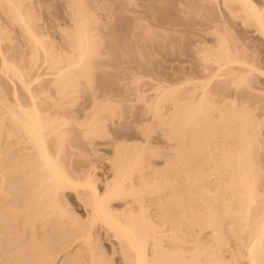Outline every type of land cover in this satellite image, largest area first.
<instances>
[{"label": "rangeland", "instance_id": "obj_1", "mask_svg": "<svg viewBox=\"0 0 264 264\" xmlns=\"http://www.w3.org/2000/svg\"><path fill=\"white\" fill-rule=\"evenodd\" d=\"M253 1L257 3V6L259 7L261 6L260 9H263L264 0H253ZM19 2L21 6V11L24 12V15L26 13L29 16L28 19L31 20L29 21L31 22V26L30 24L29 26L33 28L32 29V31H34L33 34L36 35V38H38V41H40L41 46L40 44H38L39 47H37V45L36 47L32 46L33 44H31L32 42L29 40L30 38H28V36L25 35L17 25L12 24L9 21L10 19L8 18L9 19L8 20L7 16H5L3 11L0 9V66H1V59L3 58L2 62L4 59H6L9 62V64L12 62L13 64L11 65H15L16 67L18 65L20 70L24 72H28L29 74L26 73V75L28 76V81L26 79L25 80L28 83L30 80H32L29 83L30 91H32V94L35 95V97H37L36 99L40 103L39 104L40 109L42 108L41 110L44 111V113L48 112L51 116L58 118V120L61 123L66 120L68 121L67 122L68 124L65 122L64 126H66L67 128L66 133L68 132V130L70 131V133L68 132L67 135H65L66 137H64L63 141L66 147H64L65 150L62 149L64 154H62L63 152L61 150L62 152L61 156L65 155L64 158L66 159V162L64 159L63 163H65L66 167L63 165L65 168L64 170L65 171L67 170L68 173L69 170H71L69 176L71 175L72 172V177H71L72 179L75 178L76 180H78L79 178L80 182H81V178L89 179V181L91 179V182L93 181V183L91 184H94L96 190L98 191V194L99 192L103 193L104 190L106 189L105 188L106 183L109 182L108 183L109 185L110 182L113 181V176L115 177L114 174L115 171H113L114 165L112 164L115 163L117 164V162H115L117 161V155H118L117 153L119 152L121 158L119 157V155L118 157L119 159H122V162H124L126 159L128 160L129 157L125 158L127 155H130L131 157L132 156L137 157V155L140 154V156L138 157L140 158L144 156L143 158H141L144 161L141 160L143 162L142 168L139 167L140 171H137L141 174L139 175L137 174V177L140 175L141 176L139 179H137L136 177H134L136 176L135 173L134 176L132 177L134 178L132 179L133 180L132 184H134L133 185L134 187L135 182H138V180L140 181V179L142 178L141 180L142 182L140 181L141 185L145 183L144 185L148 187L149 184L155 181L158 178V176L161 173H163V172L160 173L158 171L163 170L165 167L169 168L168 167L169 164L166 163V161H169L173 158L170 157V154L173 151L172 147H174L175 140L170 141L166 137V131H167L166 128H168L167 131V136H168L170 126L167 123H166L167 127H165L164 123H163L164 126L161 124H160L161 126L157 125L159 124L157 123L158 119L160 120V123H162L161 118H164V122H165V119L168 117V114L172 111L170 103H168L167 101L166 102L163 101L162 104L160 103V100L162 98L161 94L163 95L166 94L168 97L172 86H175V84L176 85L180 84L181 86L183 84V86L187 88L186 89L184 87L183 89L182 87H180L181 90L182 89L187 90L185 92H183L182 90L183 95H185V93L187 92V96L193 99L192 101L197 100L203 91L201 90L202 88H200L202 81L203 80L205 81V79H207L208 76H210V74L213 73L216 68L215 64L212 63V59L216 55H218V52H221V50L224 49H228L229 52L232 54L235 53V55L238 56L240 59H242L244 62H246V64H251V65L254 64L255 66L257 64L259 66V67L257 66V68L260 69L258 70L255 67L254 70L252 68L253 71H251L247 75L249 79L248 80L249 82H247L248 83L247 86L244 85L241 87L240 86L236 87L234 83L232 84L234 78L228 75L227 77L221 76L220 78L218 77L216 79H213V81L211 80L210 82L211 84L208 86L209 88L207 91L210 92V96L213 99V105H218L220 108L224 109L223 107L228 106L229 108L230 104L234 102L235 107L237 106L236 107L237 110L239 111L249 110L244 112L247 113L251 112L250 116L253 115L257 119V121H259L256 122L257 124H259V127L256 126L258 128L257 130H254L256 132L254 135L257 136V140L259 144L257 143L255 147L257 151L253 155L256 154L254 157H258V159H260L259 161L260 165L261 167L264 168V36L259 31L256 30V27L254 25H252L250 22L247 23V19H244L245 14L241 10H238L239 6L236 3L235 4L231 2L224 3L223 0H82L81 2L83 6L84 4L86 5V8L84 7L85 11L82 12V14L86 12L85 13L86 15L90 13L89 15L91 16V20L90 18L87 19L91 23L89 28L90 30H88L90 33L85 31V35L89 36L88 38L89 40L91 38V42H90L91 46L94 45L93 43L95 42L94 45L95 49L94 47L92 48L93 51L96 50V53L93 52V54L94 55L96 54V56L93 55L94 56L93 58L90 57L88 59L90 61H86L87 64L89 63L88 66H90V68L88 67L89 69L87 68L88 73L85 71L88 74V77L86 76L82 78L80 77V79L76 83V86L74 87V90L71 88H67V90L69 89L72 92L74 91L73 98L71 96L73 102L71 101L72 103L68 104L66 99L64 100L63 98H61L60 93H58L57 90L59 88L55 86L56 85L55 82H53L54 83L53 84L52 81L55 79L56 76H58L61 73L62 74L64 73L63 70L66 67L67 59L68 60L71 59L70 58L71 53L75 52L74 51L75 48L74 47H73L74 49L72 48L73 46L72 42H71L72 46L70 45L71 40L69 41V38L72 37L73 35L72 33H70L72 29L76 31V29H74L75 28L74 23H76L75 17L77 15L74 14L76 10V9L74 10V8L75 7L77 8V6L79 5L81 7V2H78L79 5L77 4V6H74V8H73V2H75L74 4L76 5L77 3L76 0H19ZM87 10L89 11V13L87 12ZM71 11H73L74 13ZM77 13L81 14L80 12ZM263 14H264V9H263ZM82 19L83 22L86 21V18L84 19L83 16ZM85 24H89V22L87 23L86 21ZM75 31L72 32L75 33ZM76 52H78L77 49ZM76 52L75 55L77 54ZM37 53L38 56L37 55L36 56L38 60L36 59L37 63L34 64L36 65L34 67V65H31L29 63L31 62V60L33 63H35L33 60L36 58L35 54ZM45 53L49 57V59L52 58H54V60L60 59L59 62H61V64L58 63V65H60V71L57 72L56 70L49 68L50 65L48 66V64H46L49 62L48 61L49 59H47V56L45 57ZM75 55L73 54L72 58H74ZM46 59L47 62L44 63ZM57 62L58 61H56V63ZM68 62L70 63V61ZM29 66H33V68L29 69ZM241 67L244 68L243 66ZM245 67L247 68V66ZM57 68H59V66ZM67 69L68 71L70 70L69 66H67ZM244 70L246 71L245 68ZM0 71L2 70L0 69ZM241 71H243V69ZM2 73L0 72V102L2 103L4 102L6 106L3 104L0 105L4 106L5 109L10 108L9 106H13L14 108V105L16 104V102L14 103L16 99V98L14 99V97L18 92L17 98H20L19 102H21L22 96L24 94V91H22L23 88L19 86L17 80L10 78L9 76L7 77L8 73L5 74L6 77ZM86 73L84 74L87 75ZM23 75L25 76V74ZM37 78L38 80H36ZM185 82L186 84H184ZM20 87L22 88V90ZM193 87H196L197 90L191 92L192 91L191 89ZM15 88L17 89L16 93H14L16 91ZM188 89H190V91H188ZM25 95L26 96L23 97L24 99H22L23 103L25 100L29 99L28 95L27 94ZM159 95H161L159 98L160 100L157 99L156 102L157 104L160 103V106L158 107L157 104H155L154 106L157 105L156 108L159 109L161 108V111H159L161 114L158 112L155 117V113L153 114L154 111L152 110L153 108L151 109L149 108L151 107V104L155 101L156 97L157 96L159 97ZM4 108L3 107L0 108V117L2 120L4 118L7 119L6 114H3ZM103 108L109 110L105 124L103 126V128H105L104 129L105 133L104 130L102 129L103 132L101 135L100 134L99 136L98 134L94 135L96 137L93 138L91 136L90 137L92 138L91 140H89L90 135L89 136L87 135L88 139L87 138L83 139L82 134L84 132L82 133V131L87 129L86 128L87 126H85V124L89 123L88 121H90L92 118L95 117L94 114L97 111L102 110ZM156 108L154 107V109ZM158 114H160V116ZM254 117H252L253 121H254ZM8 121L5 120L4 122L6 125L8 124L9 126L10 122L8 123ZM71 127L74 128L75 130L72 129ZM62 128L64 129L65 127ZM1 136L2 138L0 142L2 143L0 144V146L2 147L0 148L2 149L5 148V149L4 151L1 152V154L2 153L3 154L2 156L0 154V158L1 157L5 158L3 160L1 159L2 161H5L7 158L8 159L6 161L8 160L10 161V162L8 161L9 164L8 168H7L8 164H3L6 166V168H4L6 169L5 171L9 172L14 170V165L16 163L14 161H16L15 160L16 157L17 159H19L18 157H21L22 161H23L22 159L23 157H25V160L30 157L27 155L29 150L26 149L25 147H21V146L18 147L19 146L18 142H16V139L19 137L18 134H15L13 137H10L12 141L11 140L8 141V138L6 139L7 136L5 137V135L4 136L1 135ZM170 136L171 135H169V137ZM120 146H123L122 149L124 148L123 149L124 151L122 152L119 151L121 149ZM8 149L10 152L8 154H11L9 156H12V159L9 156L6 157L3 156L4 152H6ZM51 149L52 151H55L56 148L53 149L51 147L50 150ZM117 149H119L118 152L116 151ZM52 151L51 153H53ZM145 156H146V161L144 159ZM171 156L173 155L171 154ZM60 158L61 157H59V159ZM168 158L169 160H167ZM166 164L168 165L165 166ZM3 171L4 170H2V173L4 174L5 171L4 172ZM163 171L165 172V170ZM168 171H171V169L170 170L168 169ZM168 171L165 172L166 175L164 174L166 177L168 176V174L173 172L172 171L169 173ZM155 172L160 174L159 175L157 174L158 175L157 176ZM154 173L156 176L154 175ZM174 173L175 172H173L172 175L170 174L171 178L168 179L169 181H172L171 180L173 179L172 176L173 177L175 176L173 175ZM146 174H151L152 177L155 176L157 178L155 180L149 181L151 180L150 178L151 176L148 175V177L149 176L150 177L149 179H147L148 177ZM144 175H146V178L144 177ZM162 175L163 174L160 175L161 181L163 179L162 177H164V175L163 176ZM181 177L183 178V175H180V180ZM75 179L74 181H76ZM176 179L179 180V178L177 177ZM178 180L170 182L171 184L167 181L165 183V186H167V183H169L171 185V188L173 189L175 188L177 189L179 186L182 189L183 187L182 182L184 178L181 182ZM87 181L88 180H86V182ZM146 182L148 183L151 182V183L147 184ZM173 182L174 185L176 182L182 184L178 183L179 184L178 185L176 183L177 186H174L175 187L174 188L172 187ZM139 183L137 184L140 186ZM184 184H186V181ZM152 185H156V184L152 183ZM168 186L166 189H164L165 193L162 190L164 194L161 191H160L161 193L159 192L160 193L159 195L157 194L158 192L156 194H153L147 190L149 192L148 193L147 191H145L146 189L144 188L145 189L144 191L143 189L140 190L141 193L143 191V194L141 193L139 194L140 196L141 195L143 196H141L140 198L138 195V198L141 199L139 201L136 199L137 197H135V199L131 198L133 201L132 202L129 200L131 197L129 196V199L128 197H126L127 198L126 201L125 199L123 200L115 199L114 201L111 200L112 202L110 201L111 204L109 205H111V208L116 210V213H121V214H124L123 212L126 211L125 209L127 208L129 212H130L129 208H132L133 210L134 209L138 210L139 208V212H141V214L146 211V214L144 213L148 217V218L146 217V219H149L148 221L150 222L152 221V223L149 222L150 224L156 223L154 225L155 227L153 226V228L155 229L154 230L155 235L157 236L158 239H160L158 235L161 236L160 239L162 240V242H160L161 248L163 249L164 247H166V249L164 248V250L167 252L168 249L172 250V248H174L173 250H175L176 246H182V247L184 246V249L186 247V251H187V249L189 248L192 249L198 243L197 247L200 245L202 248L204 247V249L210 247V249L208 248L206 250L207 251L211 250V252H213L211 253L210 251H208L212 254L211 255L209 253L211 256H213V254L221 255L220 258H223L224 260L227 259L226 262L229 259H232V261H230L229 263L230 264L232 262L234 263L235 262L234 257L236 256H234L233 258L232 256L233 254H235V252L238 253L239 249L237 248L239 246L237 245L239 244L237 243V240H235L234 238L228 237L230 233L228 234L225 233L228 238H225L226 236H224L226 240L224 239V243H221L222 245L220 246V244L214 241L215 240L214 238L212 239V236L208 229L200 232L197 227L195 228L191 226L192 224L187 222V224H190L188 227V225L185 224L186 222L183 223L182 220L180 221L181 218H179L178 220L176 217H174L175 219H171L172 221L173 220L178 222L180 221L182 222L180 224H185V226L187 225L186 227L184 226L179 227L176 226L177 224H179L178 222L177 224H175L176 222H173L174 226H176L177 229L178 227L181 228V230L185 228V230H187V232H189L190 234V235L189 234L186 235V232L184 233L185 230L183 229L184 231L182 230L181 234L182 235L183 233L185 234V236L184 235L183 236L186 239L184 237L182 238L185 239V242L184 240L181 239L182 235L180 234L181 244L177 243L180 242V240L179 239L176 240L174 239V237L179 238L178 234L180 233L179 232L180 229L177 230V232L175 231L176 233H178L176 235V233L174 232V229H176V227L172 228L171 226L172 224H170L172 221L168 220L171 222L170 223L168 221L166 222L168 223V225L170 224L169 226H171V229L173 230L172 231L170 229L172 232H170V230L168 232L167 229H169L170 227L169 226L167 227L166 225L167 223L163 221V220H167V218L165 217H164L165 219L163 218V214L161 215L160 212L161 209H158L160 214H156V215L155 213L158 212L152 211V209H155L156 207L154 205L156 203H154L153 201L159 198L157 201L159 202L165 195H167L169 189L171 190V188H168ZM180 187L178 189H180ZM139 188H143V187H139ZM80 189L77 191L78 192L82 191L81 193H83V191L85 190V189L82 190L83 188L81 190ZM167 189L168 191L166 192ZM87 190L88 189L85 190V193L87 192ZM77 191H71L67 189L64 190L62 194V200L65 201V203H63L64 207L66 208V210L70 208L72 210V213L75 215L74 216L72 214L74 217H71V214H69L71 212L68 210L69 211L67 215L68 218H64L63 219L64 221L61 220L60 222V224L62 223L64 224V226L65 224L69 223L70 220H72L69 219V216L74 219L76 217L77 218V220L75 219L76 222L77 221L82 222L81 224H83V226L87 225L89 223V219L91 218L89 217V213H88L90 206L89 207L85 206L84 202L86 200H84L83 195H81L82 199L80 198L81 196L77 197L78 195ZM144 192H146V194ZM161 194H163V196H161ZM156 196L157 198L155 199ZM160 197L162 198L160 199ZM12 198H14L13 194H11L10 198L7 199V203L10 202L9 199L11 200ZM153 198L155 200H153ZM128 200L130 204L127 202ZM135 200H137V202ZM141 208L144 211L142 210L140 211ZM18 209H16V211ZM133 210H131V212L135 211ZM10 211L16 212L13 209ZM10 211L7 210L6 213ZM22 211H21V215H22ZM127 212H125L126 215L128 214ZM150 212H152V216ZM135 213L138 214V212ZM135 213H133V215ZM148 214L150 216H148ZM13 215L14 213L12 212V214H10V217H8V215L7 214L5 215L4 213V217H3L0 213L1 219L6 217L10 218V220L12 219L11 220L12 224L10 223L11 221L7 218L4 220H9L10 222L7 221L8 223H5L3 222V220H0L1 223L3 222V225H1L2 229H0L1 234L4 235L5 233L10 234L8 235L10 239L7 237L5 238L6 240L4 239L5 236L2 239L0 236L2 242L5 244V246H7L6 248L4 247L6 250L8 248L10 249V247L14 244V242H17L16 239H19L20 237L19 234L24 235V237L26 236L25 239L28 240H30V236H31L30 234H34V232L31 233L33 231L30 230L32 229L31 225L28 224V226L27 225L24 226L25 225L24 223L26 222L23 223L21 222V220H19V218L21 217L20 215L16 216L17 215L16 214L15 218ZM157 215H161V217L160 216L157 217ZM11 217H13L14 219ZM161 218H163V220H161ZM20 219L22 220L24 219L23 215L22 218ZM14 220H16L15 221L16 223L20 222L19 225L17 223V227L20 226L19 227L20 229L18 231L19 233L16 234L15 232H17V230L14 232L13 227L11 229V226L14 225H15L14 227L16 228V224ZM153 220L156 222H154ZM160 220L161 222L163 221L162 223H166V224L161 225L162 223L160 222ZM158 221L160 225H157ZM79 222L78 225H80ZM4 223L8 225L6 226ZM9 223L11 226L9 225ZM21 223L24 225L21 226L22 225ZM94 224L93 225L95 227L93 225H92L93 227L91 226V233L93 232L92 234L97 240L92 235V239H93L92 244L94 247L95 245L98 246L100 244L102 250L98 252L96 251L97 250L96 248L95 251L98 254H100V256L104 254L103 256L105 257V260L107 259V261H109V263L106 262L104 264H127L126 261H124L125 263H123L124 259H121V257L123 256L120 254V251H122L121 250L122 246H120V242L114 236H112L113 235L112 231L107 230V227L106 226L104 227V225L103 224L101 225V223L100 225L96 223ZM228 224L229 223L227 221L226 225ZM4 225L6 227H4ZM5 228L6 229L8 228V230H6ZM3 229L5 230V233L3 232L4 231ZM37 232L39 234L41 233L39 235L40 237L37 236L38 237L37 240H39V238L41 239V237L43 236L42 234L44 235L49 234V233L45 234L44 232L41 231H37ZM158 232L159 234H157ZM169 233H171L172 235L174 234V236L170 235ZM18 235L19 237H17ZM165 235L172 236L170 237L171 240H168L169 237L166 238ZM186 236H188L189 238L187 239ZM32 237L33 236H31V238ZM21 238H23V236H21ZM77 238L72 239V242L71 240L68 243L66 242L67 245L64 243L66 246L63 244L64 248L61 247L62 250L57 247L59 251V253L57 252V254L55 253L57 251V249L55 248V242H51L48 244V246H45L44 250H46L48 247L50 250L47 249L46 251L49 250L48 252H51L53 255L52 256L53 260H51L52 262L50 264L53 263L61 264L62 260L63 262L66 260L65 263H67L68 259L71 258L70 255H72V253L75 254L76 253L75 251L77 249L80 250V255L79 254L78 255L81 256L82 254L81 257L82 258L84 257L83 260L87 259L85 258L86 256H83L85 254L84 252L85 251L90 252L91 250L90 251L85 250L82 252L80 248L84 249L86 243L85 244L83 243L82 238L80 237ZM172 238H173V242H172ZM7 239L9 240L10 243L13 240L12 242L13 244L12 245L10 244L11 246L9 245V243L8 244L5 243L8 242ZM33 239H31L30 242H32ZM23 240L24 238L19 240V242L23 243V245L30 243L28 242V240H25V242H23ZM37 240H35V242L33 243L35 244ZM234 240L237 243V245L234 242ZM2 242L1 244L3 245ZM19 242L15 244H18ZM20 243L18 244V247L21 245ZM1 244L0 246L3 247L4 245L2 246ZM34 244H32L33 246L32 248L35 249ZM57 244L58 243H56V246L60 247L61 245L59 244L62 243L59 242V244L58 245ZM23 245L22 247L25 246ZM28 245L27 247L25 246L27 249L30 248V247L28 248ZM16 247L17 246L15 245L13 248L18 250L17 249L18 247L17 248ZM100 247L98 248V250H100ZM4 248H1L2 250L0 249V264H7L8 262L6 261L7 260L10 261L12 259L11 257L12 252L9 250L4 251ZM177 248L180 249V247ZM177 248L175 250L176 252H178ZM86 249H90V248L88 247ZM30 250L31 249L25 251L29 252ZM213 250L215 251V253ZM95 251L93 252L96 255V257L90 254L91 258L89 257L87 261L89 262L91 260V262L88 264L95 263L94 260L96 258H99L97 256L98 254H96ZM181 251L183 253L185 250L183 251V249H181ZM186 251L183 254L186 255V253L188 252ZM5 252L6 253L10 252L11 254L10 253L9 254L11 256L9 254H8L9 256L8 255L5 256L6 254ZM32 252L33 251H31V255H34ZM69 252H71V254ZM192 252L193 250H191V253ZM191 253L188 252L187 254L189 256L184 255V258L190 257ZM2 254L4 257L2 256ZM31 255L29 254V257L25 255L26 257H28V259L30 258L29 260L30 262L33 261L32 259L33 256L31 258ZM64 255H65V260L63 259ZM86 255L89 256V254ZM6 257L8 258L11 257V259H7ZM100 260H102V256ZM237 260H236V264L238 263ZM16 261H18L16 264H19L22 260L17 259ZM25 261L21 262L20 264L22 263L24 264ZM99 264H103V261H100Z\"/></svg>", "mask_w": 264, "mask_h": 264}, {"label": "bare ground", "instance_id": "obj_2", "mask_svg": "<svg viewBox=\"0 0 264 264\" xmlns=\"http://www.w3.org/2000/svg\"><path fill=\"white\" fill-rule=\"evenodd\" d=\"M77 1L78 0H76V2ZM81 1L82 0H79L78 2ZM223 1L224 3H230V2L234 4L236 3L239 6L238 10H241L246 15V17L244 15V19H247V23L250 22L252 25H254L256 27V30L259 31L264 36V14H263L264 7L263 9H260L261 6L260 7L257 6V3L253 0H223ZM78 2L76 3V5L74 4L75 2H73V8L74 6H77ZM19 3H20L19 0H0V9L3 11L4 15L7 16V19L8 18L10 19L8 20L12 24L17 25L20 28V30L25 35H27L28 38H30L29 40L32 42V43L30 42L31 44H33L32 46L36 47L37 45V47H39L38 44H40L41 46V43L40 41H38V38H36V35L33 34L34 33V31H32L33 28L30 27L31 22H29L31 20L28 19L29 16L26 13L25 16L24 12L21 11V6ZM79 7L80 5L77 6L78 9L76 7L74 8V10L75 9L77 10V11L75 10V13L73 12L74 11L73 9H72L73 11H71L77 15L76 17L74 16L76 20V23H74L75 24L74 29H76V31L72 29V31L73 32L75 31V33H73L72 31L70 32L73 34V35L71 34L72 35V37H70L71 39L67 36L69 38V41L71 40L70 45L72 46L73 44L72 48L73 47L75 48L74 51L76 52L77 49L78 52H76L77 54L75 55V52L72 51L73 53H71V57H70L72 61L71 59L69 60L67 59L65 68L67 69V66H69L70 70L68 71L67 69L66 71L65 68L64 70L62 68L64 73L61 74L63 76L61 74L59 75L57 74L58 76H56L55 79L52 81V83L55 82L56 84L55 86L59 88L57 90L58 93H60L61 98H63L64 100L66 99L68 104H71L73 102L71 96L73 98L74 91L72 92L69 89L67 90V88H71L74 90V87L76 86V83L78 82L80 77L81 78L85 76L88 77L87 68L88 67L90 68V66H88L89 63L87 64L86 61H90L88 60L90 57L93 58L94 56H96V54L95 55L93 54V52L96 53V50L93 51L92 48L94 47L95 42L93 41L94 45L91 46L90 43L91 38L89 40L88 39L89 36L85 35V31L90 33L88 30H90L89 28L91 23L89 20H87L89 18L91 20V16L89 15L90 13L87 10V12L89 13L88 15L85 14L86 12L83 13L84 15L82 14V12L85 11L84 9L86 8V5L84 4L83 6L82 2L80 8L83 9L81 10ZM77 12H80L81 14H78ZM82 16L84 19L86 18V21L87 23L89 22V24H85L86 21L83 22ZM73 54L76 57L74 56V58H72ZM36 55L38 56V53L35 54L36 58L33 60L35 63H33L31 60L33 64L31 62L29 64L34 65L37 63L36 61L38 59ZM46 56L47 55L45 53V57ZM2 59L0 66V69L2 71L0 72L1 73L4 72L2 73L3 75L8 73L7 77L9 76L10 78L17 80L19 86L23 88L22 90V88L20 87L21 90L24 91L23 96L21 95L22 99H24L23 97L26 96L25 94L28 95L29 99L25 100L28 102L24 101L23 103L22 99L21 102H19L20 98H17L18 92L17 89L15 88L16 91L14 93L17 92V94L14 97V99L16 98L14 101V103L16 102L14 108L13 106H9L10 108H6L7 109L6 110L4 106L0 105L1 106L0 108L3 107L6 110L5 111L3 109V114H6V118L10 120L8 121L5 118L2 120L0 117V141L2 138L1 135L3 136L5 135V137L7 136L6 139L8 138V141H10L11 140L10 137H13L15 134H18L19 137L16 139V142H18L19 145L18 147L21 146L28 149L29 152L27 155L30 157L26 160L25 157H23L22 158L23 161L21 160V157H18L19 159H17L16 157L15 158L16 161H14L16 163L15 165L13 164L14 170L9 172L5 171L6 169L4 168H6V166L3 165V164H8L9 160L6 161L8 158L5 161H2L5 158L3 157L0 158V161L5 162V163L0 162L1 163L0 164V211H1L0 213L3 217H4V213L5 215L7 214L8 217H10V214H12L13 212L14 218L18 215H20L21 217L20 216L19 217L22 218L23 215L24 221L20 218L19 220H21V222L23 223L26 222L27 224L24 223L25 224L24 225L21 223L22 224L21 226L23 225L28 226L29 224L31 225L32 228L30 230H33L31 233L34 232V234H30L31 236H33L32 238L30 236V240L33 238L37 240V238L40 237L39 235L41 233L39 234L37 231L44 232L45 234L49 233L48 235L42 234L43 238L42 237L41 239L39 238V240H37L35 244L33 243L35 242L34 239L32 240V242H30V240L25 239L26 236L24 237V235L19 234L20 237L19 235L17 236L19 237V239H16L17 242H19V240L23 238H24L23 242H25V240H28V242H30V243L27 242L29 245L24 244L26 247L27 245L28 248L30 247L29 249L31 250L29 251L30 252L29 253L27 252L29 249H27L23 245V243L19 242L21 245L18 247L19 243L15 244L17 242H14L13 244L12 243L13 240L11 243L9 242L8 239H7L8 242H5L6 240L5 238L7 237L9 238L8 235L10 234L5 233V230L3 229L4 231L3 230L2 231L5 233V235L1 234L0 232L1 239L5 236L4 242L6 244L9 243V245L13 244L14 246L16 245L18 247V248L16 247L18 249L16 250L13 248L14 247L13 245L12 246L10 245L12 249L10 246H8L10 247L11 250L9 248L6 250L5 248L7 246H5V244L0 239L4 245L3 246L0 242V244L3 246V247L0 246V249L5 247L4 251L9 250L12 252V256L10 255L11 254L10 252L8 253L5 252L6 253L5 256L10 253L9 255L12 257V259L11 257L10 258L6 257L7 259H11L10 261L6 259L7 260L6 262H8L7 264H13L14 261H15L14 264H16L18 262L16 261L17 259L22 260L21 262L27 260L24 262V264H30V263L50 264L52 262L51 260H53L52 259L53 255L51 252H48L50 250L48 247H47V249H49L48 251H46L47 249L44 250V247L48 246V244L51 242H55V248L57 249L58 247L61 249V247H63L65 244L67 245V243L70 242V240L72 242V239L77 237L82 238L83 243L84 244L86 243L84 249L80 248L82 252L85 250H89V251L91 250L90 252L85 251L84 252L85 254L83 256H86L85 258L87 259L89 257L91 258L90 254L96 257L93 251H95V249L97 248L96 251L100 252L102 248L100 247L99 243H98L99 245L97 244L98 246L95 245V247L92 244L93 232L91 233V226L94 223L99 225L101 223V225L103 224L104 227L106 226L107 230L112 231L113 233L112 236H114L120 242V246H122L121 249L122 251H120V254L123 255L122 256L123 258L121 257V259H124L123 263H125L124 261H126L127 264H230L229 262L232 261V259H229L226 262L227 259L224 260L223 258H220L221 255L213 254L214 257L216 256L214 258L213 256H211L212 255L211 253L213 252H211V250H208L211 252L210 253L206 250L208 248L210 249V247L205 246L207 248L204 249V247L202 248L200 244H199L200 246L197 247L198 243L192 249L189 248L190 251L189 249H187L189 253H191V250H193V252L190 254V257L188 258L186 257L184 258L185 254L183 253H185L186 251V247L184 249V246L183 247L176 246L175 250L177 247H180V249L177 248L178 252L173 250L174 248L170 247L175 252H173L171 249H168L167 252L164 250V248L166 249V247L163 246L164 248L163 249L161 248V243H160L162 242V240H160L161 236L158 235V237L160 238L158 239L157 236L155 235V231H154L155 229L153 228V226L156 223L150 224L152 223V221L150 222L148 221L149 219H146L147 217V215H145L146 211L144 212L145 214L144 213L141 214V212H139V208L138 210L136 209L137 211L135 209L134 211L132 208H129L130 212L129 210H127L128 209L127 208L125 209L126 211L123 210L124 211L123 213L125 214V212L128 211L127 212L128 214L124 215L121 213H116V210L111 208V205H109L111 204L110 203L111 200L114 201L115 199L116 200L125 199L126 201L127 199L126 197H128L129 199V196H131L129 199L130 201H132L131 198L135 199V197H137L136 199L139 201L141 199L138 198V195L141 193L140 190L142 189L143 191L146 189L145 191L148 190L153 194H156L158 192L157 194L159 195L162 192V190L163 192L165 191L164 189L167 188L170 182L178 180L176 179V177L179 178L178 181L180 182L184 178L186 184H184L185 183L184 180L182 182L183 184L178 182L179 184H182L183 187L181 189V187L179 186L181 190L178 189L179 187L177 188L178 189L177 190L174 187L177 186L176 185L177 182L175 183V185L174 182L172 184L173 185L172 187H174L175 189L171 188L170 185L171 183H170L168 186V188H171V190L169 189L170 192L168 191V189L166 190V192L168 191L169 194L167 192V195H165L163 198L160 197V199L161 198L162 199L159 202H157L159 198L155 200L158 195L155 197V199L153 198V200H155L153 202L156 203L157 205L154 204L156 207L154 206L155 209H152V211L158 212L155 213V215L160 214L161 212V215L163 214V218L164 217L167 218V220H163V218H161V220L165 222L171 219H175L174 217H176L178 220L179 218H181L180 221L182 220L183 223L186 222L185 224H187V222L192 224L191 226L195 228L197 227L200 232L208 229L210 231L212 239L214 238L215 239L214 241L220 244V246L222 245L221 243H224L225 238L228 237L234 238L235 240H237V243L239 244L237 245V243L234 240L236 245L239 246L237 248L239 250L238 253L235 252V254H233L232 256V258L236 256L234 257L235 262L234 263L232 262L233 264H236L237 259H238L237 264H264V168L261 167L260 165L259 162L260 159H258V157H254L256 154L253 155L257 151L255 147L258 143L257 136L254 135L256 133L254 130H257V128L259 127V124L256 123L259 121H257V119L253 115L250 116L251 112L250 113L248 112L249 115L247 112H244L249 110H244V111L237 110L236 109L237 106L235 107L234 102L230 104L229 108L228 106L223 107L224 109L220 108L218 105H213V99L210 96V92L207 91L209 88L208 86L211 84L210 83L211 80L213 81V79H216L218 77L220 78L221 76L227 77L228 75L234 78L233 81L232 80L231 81L232 84L234 83L236 87L237 86L241 87L244 85L247 86L248 84L247 82H249L247 75L251 71H253L252 68L254 70L255 67L257 68L258 66L257 64L256 66L254 64L252 65L246 64V62H244L242 59L236 56L235 53L232 54L229 52L228 49H224L221 50V52H218V55H216L212 59V63L215 64L216 68L214 72L211 73L207 79H205V81L203 80L204 82L202 81L200 88H202L201 90L203 91L197 100L192 101L193 99L187 96V92L185 93V95H183L182 90L185 87L183 86V84L181 86L180 84L177 85L175 84V86H172L168 97L166 94L164 95L161 94L162 95L161 100L159 99L161 95H159V97L157 96L158 98L156 97L154 102H156L157 99H159L161 104L163 103V101L165 102L167 101L168 103L171 104L172 111L168 114V117L165 119V122H164V118L159 117L162 119L161 120L162 123H160V120L158 119L159 121L157 120V123L159 124L157 125L160 124L163 125L164 123L165 127H167L166 123L169 124L170 130L168 134L171 135L170 136L171 138L169 137V135L167 136L168 128H166L167 131L165 130L166 137L170 141L175 140L174 147H172L173 151L171 153L173 156H171L170 154V157L171 158L173 157L172 158L173 160L171 159L172 160L171 162V160H169L170 158L169 157L167 159L169 161H166V163H168L169 165L168 164L165 165V166L168 165L169 168L165 167L163 170L167 172L168 169L169 170L171 169V171H168L169 173L173 171L177 175L178 174L183 175V178L181 177V180H180V175L177 176L174 173L173 175L176 176V177L174 176L176 180L172 176L173 178L171 179L172 181H169L168 179L171 178L170 174L172 175L173 172L168 174L167 176L168 178H167L165 176L166 173L163 170H161L158 172L160 173L163 172L161 173L163 175L165 174L164 175L165 178L162 177L163 182L161 181V176H160L161 174L155 172L156 175L160 174L159 176L157 175L158 178L155 177L156 176L155 173H154L155 176L153 175L154 177H152L151 174H146V175L147 177L148 175L151 176V177L149 176L151 178V180L149 181L155 180L157 178L159 182L157 179L152 182L153 184L156 185H152L151 182H149L151 184L146 182L147 184H149L148 187L144 185L145 183L144 184L142 183L143 185H141L142 182L141 181L142 178H141L140 179L141 182L138 180V182H135V186L133 187L134 184H132L133 181L132 179L134 178L132 177L136 173V176L134 177H136L137 179L140 178L141 175L137 177V174L139 175L141 173L137 171H140L139 167L142 168L143 165L142 161L144 160H142L141 158H143L144 156L139 158L138 156H140V154H138L137 157L136 156L131 157L130 155H127L125 158L129 157L128 160L126 159L124 162H122V159H119L120 155L118 150L120 149V147L122 149L123 146H120L119 149L116 150L118 152L116 153L119 155V157L117 155V161H115L117 162V164L116 163L112 164L114 165L113 171H115L114 173L115 177L113 176V181L110 182L109 185H108L109 182L106 183L107 186L105 185L106 189L104 188L105 189L104 192L103 193L99 192L98 194V191L96 190L94 184H91L93 183V181L91 182V179L89 181V179L81 178V182H80L79 178H78L79 181L74 178L76 180L74 181V179L71 178L72 172L71 175L69 176L71 170H69V173L67 170L66 171L64 170L65 163H63V160L65 159L64 158L65 155L61 156V153L63 152L62 149L66 147L63 141L64 137H66L65 135H67L68 132L70 133L69 130L66 133L67 128L66 126H64L65 125L64 123L65 122L67 123L68 121L66 120L61 123L58 120V118L51 116L48 112H47L48 114L46 112L44 113V111L41 110L42 108L40 109V105H39L40 103L36 99L37 97H35V95L32 94V91H30L29 83L32 80H30L28 83L27 82L28 76L26 75V73L27 74L29 73L20 70L18 65L17 67L15 65H11L13 64L12 62L9 64V62L6 59H4L2 62ZM47 59H49L48 56ZM47 59L46 61H44V63L47 62ZM52 59H49L48 60L49 62L46 64H48V66L50 65L49 67L50 69H54L57 72L60 71V65H58V63L61 64V62H59L60 59L58 60L56 58H55L56 60H54V58ZM56 61L58 62L56 63ZM68 61H70V63ZM35 66L36 65H34V67ZM58 66L59 68H57ZM241 66H243L246 69V71ZM245 66H247V68ZM32 68L33 66H29V69ZM240 69L241 70L243 69V71H241ZM257 69L259 70L260 68ZM84 73H86L87 75H85ZM23 74H25V76ZM60 75L62 78L60 77ZM57 77H59L60 79ZM36 80H38V78ZM184 84H186V82ZM180 87H182L183 89L181 90ZM193 88L192 89L190 88L192 90L191 92L197 90L196 87ZM186 89L183 90V92L187 91ZM190 89H188V91H190ZM205 89L207 92L205 91ZM154 102L151 104V107L149 105L150 107L149 109L153 108L152 109L154 111L153 114L155 113V117H156L157 113L161 111V108L160 109L156 108L157 105L158 107L160 106V103L157 104V102L156 103ZM0 104L6 106L4 102L3 103L0 102ZM155 104L157 105L154 106ZM154 107L156 109H154ZM104 108L102 110H99L100 112L97 111L98 112V113L96 112L97 114L96 113L94 114L95 117L91 119L92 121L91 120L88 121L89 123L87 124L89 125V127L87 124H85V126H87L86 127L87 131L86 130L82 131V133L84 132L82 134L83 139L86 138L88 139L89 135H90L89 138L91 136L93 138L96 137L94 135L98 134L99 136V134L100 135L102 134L103 132L102 129L103 130L105 129L103 128V126L105 124L109 111L108 109H104ZM160 114L158 115L160 116ZM252 117H254V121L252 120ZM5 120L8 121V123L10 122L11 124L9 123V126L8 124L6 125L4 122ZM167 120L169 121V123ZM62 127L65 128L63 129ZM92 138H90L89 140H91ZM1 143L2 142H0V144ZM51 147L55 149V151H52V149L50 150ZM4 149L0 148V154L2 151H4ZM121 149L119 150L120 152L124 151L123 150L124 148L122 150ZM51 151L54 154L51 153ZM6 152H4L3 155L4 157L11 155L8 154L10 153L9 149ZM62 154H64V152ZM9 157H11L12 159V156ZM59 157L61 158L63 157V158L59 159ZM144 159L146 161V156ZM118 160L120 161V164ZM8 167L9 164L7 168ZM2 170L5 171V172L3 171L4 174L2 173ZM146 175H144L145 178ZM149 177L147 179H149ZM86 180H88L90 183L88 181L86 182ZM167 181L169 183H167V186H165V183ZM137 183H139L140 186ZM93 186L95 187V189ZM136 186L139 190L136 188ZM139 187H143V188H139ZM80 188L81 189L83 188L82 190L88 189L89 191L87 190L86 192L87 194L85 193V190L83 191V193H81L82 191L78 192L77 190H79ZM67 189L71 191H77L78 192L77 193L78 195L76 194L77 197L83 195L84 200H86L84 202L85 206L87 207L90 206L89 207L90 211L88 210V213H89V217L91 218L89 219V223L87 225L83 226V224H81L82 222L79 221L76 222L77 220L76 217H75L76 220L74 218H71L75 216L72 213V210L69 208L68 210L71 212L69 213V211L66 210V208L64 207L63 203H65V201L62 200V194L64 190ZM143 191L141 194H143ZM144 193L146 194V192ZM11 194L14 195V198H12L13 200L9 199L10 202H8L9 203L8 204L7 199L10 198ZM163 194H161V196H163ZM179 194L181 195L185 194L186 196L184 195L183 197V195L181 196ZM141 196L139 195L140 198ZM80 198L82 199V196ZM129 200L127 201L128 203ZM137 200L135 201L137 202ZM23 208L25 211L23 210ZM142 208L140 209V211L142 210ZM6 209L8 211L12 209L15 211L16 209L18 210L16 212L10 211L6 213L7 212ZM158 209H161V211L159 212ZM131 210H133L134 212H131ZM21 211H22V215H21ZM135 212H138L140 216ZM68 213L71 214V217L69 216V219L72 220L69 221L68 219L69 223L65 224L64 226V224L62 223L60 224V222L64 218H68L67 216ZM133 213L135 214L133 215ZM150 213L152 216V212ZM161 215H157V217L158 216L161 217ZM148 216L150 215L148 214ZM8 217L6 218L10 220V218ZM6 218L1 219L0 217V220H3V222L8 223L7 221L9 220H4ZM226 220L229 223L228 225H226L227 224ZM15 221L16 220H14V222ZM171 221L168 222L170 223ZM180 221L178 222L173 220L170 223L172 224L171 225L172 228L176 226L186 227L187 225L189 227L190 224H187L185 226V224H180L182 223ZM3 222L2 223L0 222V229H2L1 225H3ZM78 222L80 223V225H78ZM173 222H176L175 224H177L178 222L180 225L177 224L176 226H174ZM10 223L12 224V221ZM17 223L15 222L16 228L14 227L15 225L14 226L10 225L11 229L13 227L14 232L17 230L15 234L19 233L18 231L20 229L19 228L20 226L17 227ZM157 223H158L157 225H160L159 221ZM166 223H162L161 225H164ZM19 224L20 222L18 223V225ZM5 225L7 226L8 224ZM5 225L4 227H6ZM166 225L167 227L169 226L168 223ZM171 226H169L170 228L167 229L168 232L171 229ZM179 227L178 229L177 227L176 229H174V232L175 231L177 232V230L180 229L179 234L175 232L176 235L178 234L179 237V238L174 237V239L176 240L177 239L180 240V236L182 235L181 231L183 229L185 230V228L181 230V228ZM6 230H8V228ZM171 230L170 232L173 231ZM36 232L38 233V235ZM185 232L186 235L189 234L187 230H185L184 233ZM184 233L183 235L185 236ZM225 233L227 234L230 233L231 236L229 234V236L227 237ZM157 234H159V232ZM169 234L172 235L171 233ZM183 235L181 236V239L184 237ZM21 236H23V238H21ZM165 236L166 238L169 237L168 240H171L170 237L174 236V234L172 236H167V235ZM224 236L226 237L224 238ZM186 237L187 239L189 238L188 236ZM185 239L182 240H184L185 242ZM59 242L62 244H59ZM172 242H173V238H172ZM56 243H58L61 246L60 247L56 246ZM177 243L181 244V240L180 242ZM32 244H34L35 249L32 248L33 247ZM22 245L26 249L22 247ZM87 246L90 249H86L88 248ZM99 247L100 250H98ZM21 249L27 251L24 252ZM181 249L185 251L182 253ZM78 250L79 249L75 251L76 253L74 252L75 254L72 253V255H70L72 259L69 258L67 263H65L66 260L64 255L63 259L65 261L63 262L62 260L61 264L63 263L83 264V261L84 264L90 263L91 262L90 259L89 262L87 261V259H85L87 262L86 263L85 260H83L84 257L83 258L81 257L82 254L81 256H79L80 250L79 251ZM31 251H33L32 253L35 255V258L34 255H31ZM57 252L59 253L58 249L55 253L57 254ZM69 253L71 254V252ZM187 253L185 256H189ZM29 254L31 255V258L33 256L32 258L33 263L29 261L30 258L28 259ZM86 254H89V256ZM96 254L98 253L96 252ZM25 255L28 257H26ZM103 255H101L102 260H100L101 256L100 254H98L97 256L99 258H96L94 260L95 263L93 264H96V262L97 264H99L100 261H103V264L106 262L109 263L107 259L105 260V257Z\"/></svg>", "mask_w": 264, "mask_h": 264}]
</instances>
